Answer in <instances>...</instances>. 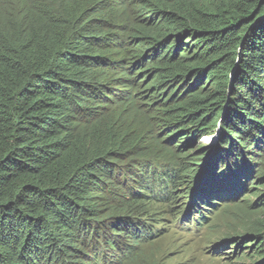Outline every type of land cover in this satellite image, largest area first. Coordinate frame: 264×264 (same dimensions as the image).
I'll return each mask as SVG.
<instances>
[{
  "label": "trees",
  "instance_id": "1",
  "mask_svg": "<svg viewBox=\"0 0 264 264\" xmlns=\"http://www.w3.org/2000/svg\"><path fill=\"white\" fill-rule=\"evenodd\" d=\"M249 192L264 220V0H0V264H159Z\"/></svg>",
  "mask_w": 264,
  "mask_h": 264
},
{
  "label": "rangeland",
  "instance_id": "2",
  "mask_svg": "<svg viewBox=\"0 0 264 264\" xmlns=\"http://www.w3.org/2000/svg\"><path fill=\"white\" fill-rule=\"evenodd\" d=\"M215 138L203 140L208 152L214 151ZM195 190L184 195L187 202ZM253 195H240L242 201L220 203L217 209L205 207L207 219L201 226L193 220L183 229L172 223L163 237L144 248L145 253L159 264H264L258 252L264 246V220L257 217L260 203Z\"/></svg>",
  "mask_w": 264,
  "mask_h": 264
},
{
  "label": "water",
  "instance_id": "3",
  "mask_svg": "<svg viewBox=\"0 0 264 264\" xmlns=\"http://www.w3.org/2000/svg\"><path fill=\"white\" fill-rule=\"evenodd\" d=\"M216 134H217V129L215 128L213 130V133L211 135V137H216ZM211 154V151L209 152L208 154V158L206 159H203L197 166L196 168V171H195V175H194V178H193V181L197 178V176L200 174V172L202 171V169L205 167L206 163L208 162L209 160V155Z\"/></svg>",
  "mask_w": 264,
  "mask_h": 264
}]
</instances>
